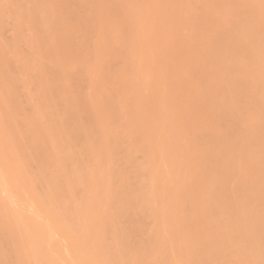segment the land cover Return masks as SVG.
I'll list each match as a JSON object with an SVG mask.
<instances>
[{
  "label": "bare ground",
  "instance_id": "obj_1",
  "mask_svg": "<svg viewBox=\"0 0 264 264\" xmlns=\"http://www.w3.org/2000/svg\"><path fill=\"white\" fill-rule=\"evenodd\" d=\"M16 1L17 2L15 3V5L18 4V10H16L17 8H15V5L11 6L12 8H14V11L16 13L19 12V14L17 13L16 15H14L15 12L13 11V19L17 16V24H22V22L24 24V22L26 21L24 27L25 25H28L27 23L30 24V27L33 26V28L25 27L28 29L29 34L25 31L27 29L24 28L23 30L25 33L28 34L27 36L30 35V29L31 31L33 30V35L31 33V35L29 36L30 38L26 37V34L23 33V36H25L27 39H30V41H28L27 39L25 40V38L24 41L21 34H19L23 32L19 30L21 27H23L22 25L19 24V26H21L19 28L16 24L17 26L15 29L18 28L17 33L20 31L18 33V36L22 37L21 39L25 42L24 44H26V42L28 43L26 45V48H28V52H33V56L29 57L30 54H28L27 57L29 58L26 59H28L29 61L32 60L30 63H33V65H35V61L37 60L38 64L36 65H39V68H36L35 65L36 69H34V66L31 65V68L33 66L31 70V68H29V63L28 65H25L27 63L21 60L24 57L19 59L20 57L18 56V50L19 46L21 45L20 42L22 41L20 37L18 40L16 30L14 33L15 36L12 35L13 38L10 37L12 38L11 41H7L9 45L12 44L13 47H15V45L17 46V42L19 41L18 48L15 47L17 48V50H15L18 54L16 53V51L12 53L13 47L10 46L12 49H9L8 44L3 42L4 40H1V56L5 54V51H7V54L9 56L14 55V53H16L17 55L10 57V59L8 58L9 56L6 57L7 55H5L4 57L0 56V67L4 66L3 68L1 67L2 71H5V69L7 71L9 69H7L6 66L10 67L12 66L11 63L14 62V64L12 63L14 65L13 67H16L17 69L20 68L19 66H21L22 68L25 67L26 69L29 68L26 70L29 75L28 73V76L26 74L24 75H26L28 78L30 77L27 80H31V82H35L37 80L39 87H37V82L32 83H34L35 85L37 84L36 87L38 88V90L36 88L37 92L35 94L38 100L36 101L37 104L41 102L38 105L42 106L41 108L39 106L38 108L40 109L36 110L32 107L37 105L34 104L36 101L30 99V104L35 101L33 103L34 105H31V108L35 109L34 112L38 114H35V117L33 118V115H31V117H25V119H23L24 116L23 114H21L23 116V118L21 119L19 115L20 113H22L20 111V109L22 110V107H20L21 104H18V101L16 99L15 100L17 102L14 101L16 105L13 104L14 102L11 103L10 101H6V99H14L12 97V92H16L13 91V89L17 83L14 84L12 83V81L17 79L19 80L20 77L21 79H25L26 77L20 73V75L24 76L23 78L19 75L20 77H13L15 79H10L9 81L8 78H11L13 75L11 73V70H9V72L7 71V73H11L12 75L10 74L11 76H9L7 74L8 77H5V79L2 78V81L1 77H3V74L1 72L0 80L2 82L0 81V84L5 82L4 80L7 79L10 83H12L10 85L13 86L14 84V86H11L10 88L8 81L7 83L5 82L6 84H8H5L7 88L4 86V83L3 85H0L5 87L4 89L3 87L0 88V122L1 124L3 123L2 125L0 124V131L2 133L3 131L5 132V134L3 133V135L0 132V134L2 135H0V137L2 138H0V142L3 141L2 144L0 143V150L3 151L0 152V158H3L1 161L2 163H0V175L2 174V176H4L2 178L3 180L0 178V197L2 198V202H0V240L6 244H10L11 248L13 246L12 249H14V253L9 248V246L7 250H11V257H14L13 255H16L17 253L18 256L16 255L15 257L17 264H33L34 260L36 263H38L39 260L40 264H43V262L44 264H48V262L49 264L50 262H52V264H56L57 262L59 264H66L64 263V261L66 262L67 258V261H70V264H74L75 261L76 264H97L96 262L98 261V259L102 261H99L98 264H150L151 261H155V258H157L156 261H160V263L155 262V264L182 263L181 261H179L181 258H183L181 259L182 261L185 259L183 263L186 262V264H205L207 260L208 262H213L212 264L216 262H219L220 264L222 262L223 264L225 263V259L223 258H231V256L229 255L232 254L230 253L228 255L227 252L230 248L232 249L233 247L238 248L240 250V253L244 252V247H246V251L244 252L245 254L243 253L241 255L240 253H238L239 250L236 249V251L235 248L230 250V252L232 253L233 251H235V256H233L235 257L234 259H236L239 254L240 256L237 258H240L242 256V259H240L242 262L238 261V259L234 260L233 262L232 259V264L237 263V261L240 262L239 264H264V245L262 246L259 242L262 240L261 242L262 244H264V233H262L261 238L258 237L259 231L264 230V227H260V225H264V0H112L113 2H111V0ZM7 3L8 2L5 3L3 2V0H0V22L3 21L2 15H4L3 17H5L6 13L3 14V12L5 11V8L3 7H5ZM111 3L115 4L113 5ZM12 10L13 9H11V11ZM118 11L123 13H120V15L122 14L125 16H122V20L125 19L123 20V22L125 21L123 24L121 22L119 23V21H121V16H118L120 18L116 17V20H114L115 15L117 16L119 14ZM19 18L20 20H24L22 22H19ZM7 19H9V17ZM14 23H16L15 20ZM5 24H7V21L5 22ZM11 27L14 26L11 25ZM80 27H83L81 31L80 29L78 30V28ZM0 29H2V25ZM77 30L82 33L85 32V34L87 35H85L86 38L89 35V37L87 38L88 42H86V48L84 47L85 42H74L79 40L77 38L82 34L76 32ZM75 34L78 36L74 39ZM16 40L18 41L16 42ZM13 43H15V45ZM71 44L74 45L72 46ZM81 45H84L83 47L84 49H86V52L83 51L84 49H82ZM28 46L31 47V49H29ZM76 46L79 48H77ZM21 47L20 49H22ZM1 49L4 51H2ZM116 52L121 53L116 54ZM113 53L117 56L118 54L123 56H118L116 59ZM5 58H8V62L11 61L12 58L15 60L18 59L16 61L20 63L15 65V63L17 62L12 60L8 64L4 61L6 60ZM33 58L35 61H33ZM113 58L116 59V61L119 58L121 60L120 62L123 63L122 65L124 66V68L121 65L120 67H122V69L117 67L119 69L116 70ZM122 58L125 60L123 61ZM1 59L3 62L1 61ZM26 59L25 61L29 62ZM1 62L4 64H2ZM44 62H46V66ZM5 63H7L8 65ZM23 64L24 66H22ZM110 64L114 66H111ZM109 65L110 67H114L115 71H119L118 73H116L115 76L114 71H111V74L108 72L111 69H109ZM22 68L18 70L26 73L24 71L25 68L23 69V71L21 70ZM77 68L82 69H80V73H77V71H79V69ZM72 71H74V74L76 72L77 75L73 76ZM30 73L34 76L33 78ZM4 74L6 75L5 72ZM111 75L114 76L113 78L116 77V81L111 82ZM109 76H111L110 79ZM31 78L34 80H32ZM108 79L110 80V83H114V86L111 84V87L113 86L115 88V86H118V92L119 89H121L120 93L116 92V95H114V93L111 94V91L114 89L113 87V89L110 90L111 93L109 92L108 89H111V87L108 88V86H110V84L108 83ZM18 80L16 82H18ZM27 80H24L25 85L23 84V80V82L21 80H19L18 82V84H22L25 86V90L26 87L29 85H27L26 83ZM84 82L87 83H85L86 86L85 84H83ZM117 82H119L118 85L115 84ZM59 85L62 86L63 90L62 88H60L61 86ZM73 85L75 86V88L76 86H81L84 92L80 91V87H78L79 91H77V89L75 90ZM89 85H91V87ZM120 85L121 87L119 88ZM83 86H85V88L87 89H83ZM72 87L74 90L72 89ZM89 87L90 89H92L90 90ZM57 88L63 91V93H61L60 90V93L63 94V96H61L63 97L62 101L61 99H59L62 103L57 100L60 96L58 95L60 93L58 92L59 90L57 91ZM4 90H6L7 94L9 92L11 97H9V94L5 95L8 98L3 96L5 94ZM88 90L91 91L90 95V92ZM1 91L3 94H1ZM75 92H77L78 94L82 93L81 96L79 94L80 98H76L78 94H76ZM30 93L31 94L25 93L26 95L24 94V96L32 98L31 95H35L32 94V92ZM111 95L115 97H112ZM25 98L27 97H24V99ZM26 101L28 102V105H30L29 101ZM57 101L59 102V104H61V106H59ZM8 102H10V104H8ZM11 104L16 107H18L17 104L19 105L20 109L19 107L17 109L13 106L16 109L15 111L18 110V112L16 113H19V116L17 114H12L14 112H11V109L13 108H10L12 106ZM227 106L230 107L228 108ZM59 107H61V109ZM84 107L86 108L85 110ZM88 107L90 108L89 110L90 112H92L91 114L93 115H88L91 118H88L87 116L88 123L83 122V124L82 121L80 123V119L77 118V116L79 117L80 115L83 116L84 114H86L88 112ZM231 108L233 109V111ZM7 109L8 111H10L8 112ZM82 109L86 112L84 113ZM227 110L229 111L227 112ZM80 112H83L84 114H81ZM2 114L7 116L4 117L3 115L2 117ZM11 114L15 115L17 119L18 117H20L19 120L21 121L25 120L26 122L22 121L23 125H28L27 121L33 123V125L36 124L35 127L38 126L36 128L38 132H36V130H32V132L25 130L22 128L23 126L21 125L22 129H20L22 131L24 130L25 132L27 131L26 133L23 132L24 134H21V130H19L20 126L17 130V125H14L15 116H11ZM8 116L9 119H7ZM26 118L30 121L26 120ZM31 118L33 119L32 122ZM84 118L85 117L83 116V119ZM17 119L16 121L18 125H20L19 123L21 122H18ZM223 119L225 120L223 121ZM76 120L77 122H79L80 126L79 124L76 125ZM257 120L258 122L256 123ZM219 121L221 122V124L219 125H223L224 128L219 127ZM223 122H227L228 125H224L225 123L222 124ZM44 123H46V125ZM70 123L72 125H70ZM5 124L6 126H4ZM67 124H69V126ZM27 125L26 127H28ZM66 126L71 127L69 129ZM72 126L74 127L72 128ZM225 126H227L228 129H225ZM30 127L34 128L32 124L30 125ZM65 127L66 129H69H67V131H69L70 133L68 132L67 134ZM221 128L222 130H224L225 134L224 132L223 134L219 133V131L221 132ZM6 129H10L8 133ZM11 130L14 132L16 131V133L12 132ZM227 130L230 131V136L233 130L234 132H236L237 135H234V133L231 137H229L227 136L228 134H226ZM10 131L11 134H14L10 135ZM33 131H35V133H33ZM30 132L33 134L31 135ZM206 132L210 134H206ZM203 134H206L205 137L207 135H210L209 140L212 137L211 141H209L207 138L203 139L205 137L202 138L203 140H205V142L201 141V137ZM240 134H243V136L247 134L245 137L246 139H240L243 138L240 136ZM77 135H79V141L81 135H84V137L82 136L81 139H86L85 142L77 141ZM133 135L134 137L136 135L137 139V141H135L133 138L134 143L136 142L135 144H138L136 145V148H134L135 152L138 146V149H140L144 154L148 156V158H146V156L144 155L145 158L143 159H148L145 162H150L148 163L150 165L145 163L146 165L144 164V168H139V163L137 162L138 165L136 167L133 166V168L135 167L137 170L144 169L143 172L149 169V172L147 173H150V179L148 178L150 182L148 181L149 183L146 182L147 184H145V182L143 181L145 185L140 184L139 186L137 185L138 187L133 186L135 190L133 187L130 188L132 186L131 184L130 186L127 185L128 183H130L127 182V180L126 184L122 182L124 186L127 185L129 187L128 190L132 189V191H134L132 193L130 191L129 193L132 195L128 193L129 196H127L128 194L126 192H122V189L125 187H123L121 183L119 185H122L121 188L118 186L119 183L116 184V182L118 181L121 182L123 178V176L121 177V175L124 174H119L120 171L122 172V169H120V171H118V168L116 169V167H118L116 165L119 164H116L118 160H115V156L113 155H116L114 150H121L118 144L120 143L123 146L122 143L124 142V140L127 138L128 140H132L131 137ZM225 135L228 137V139L227 137H223ZM11 136H14L13 138L18 136V140L17 138L13 139ZM72 138H76V141H74L75 139L73 140ZM5 139L6 141H4ZM13 140L14 145L12 143ZM16 140V145L19 142V146L22 148L20 149V147L18 146L19 152L16 151ZM185 141L187 142L185 143ZM76 142H79L81 144ZM130 142L134 144L133 141ZM130 142H127L126 144H130ZM182 142L187 144H184V146H186L185 149L183 148L184 146H182ZM200 142H203V144H201ZM206 142L208 144L211 143V145L205 146L206 144L204 143ZM7 144H9L8 147ZM76 144L78 147L76 146ZM83 144L84 146H82ZM80 146H82L83 150L80 149ZM14 147L15 149H12ZM24 149L27 153L23 152ZM138 149L136 153L140 152ZM185 150H187V153H189L185 154ZM133 151L134 150H132V152ZM15 152L17 154L19 153V156L21 158ZM81 152L85 154H82V156ZM122 153L124 152L122 151ZM9 154L11 155L10 159L8 156ZM15 154L17 156H15ZM32 154H34V156L37 155L38 157H33ZM76 154L81 155V157L79 158V156ZM128 154L127 156L131 158L132 154H130V151L128 152ZM23 155L25 156V158H23ZM124 155L122 157L128 160L129 158L127 156L124 157ZM77 156L79 159L82 160V164L87 161L88 164L85 162L87 166L85 164L81 166L80 163V166L82 168L80 166H78L79 168H77V165L79 164ZM141 156L143 157V155ZM32 157L34 159L38 158L39 160L35 159L34 161ZM82 157L84 159L87 158V160H83ZM115 158H119L118 155ZM168 158L171 162V164L169 162L170 167L167 164ZM4 159L6 160V164L3 163ZM21 159L23 160V162H19L21 161ZM30 159H32L34 162H41L40 166H42L43 169L40 172H43V170L44 172H46V170L50 169L49 172L51 173L52 171L51 175H59V172L63 178L57 179L55 178V176H53L52 179L51 175L48 172H46L47 174L43 172V175L45 174V176H43L41 173V176L37 175V177H34L37 173L36 172L35 175L33 174L34 178H32V175L31 177L26 175L27 171H29L30 169L27 168L30 166ZM125 159H122V161L124 162ZM7 160L10 162V167H8L9 162ZM16 161L17 163H15ZM115 161L116 163H114ZM13 162L15 163L13 164L15 165L14 167L12 165ZM134 162H136V160ZM20 163L22 168L20 167ZM22 163H24V165ZM1 164H3L4 166ZM67 164V168L70 164L71 168L69 167V170L65 167ZM163 164H167L168 168H166L167 166ZM132 165L133 164H131V166ZM83 166H85V168H83ZM148 166L149 168H147ZM15 167L16 170L14 169ZM25 168H27L28 170H26ZM86 168L87 170H85ZM22 169H25L26 171ZM78 169H83V172L79 171ZM136 169L135 171H137ZM168 169L171 173L168 172ZM140 170L138 171L140 172ZM232 171L234 172L233 174L237 173L238 176L239 173L241 174V176H239L241 177V180L239 179L238 182L242 185L241 187V185L239 184V189L242 188L243 190H238V188H235V186L233 187V185L237 182V180L235 179L238 176L233 179L234 184L232 185L233 180L231 179L233 174H230V172ZM29 172L27 174H29ZM63 172H65V175L63 174ZM123 172L125 173V171ZM126 172L128 171L126 170ZM133 172L134 171L132 170V173ZM19 173L23 174L24 176H21V174ZM226 174L232 175L230 177L231 179L228 176V180L226 178ZM9 175H12L11 177L13 181L10 180L11 177ZM18 175H20L21 177H19ZM46 175H48V177L50 178H48ZM42 176L46 177L47 179H50V181H48V188L46 186L47 179L42 180L41 182L45 185H42L43 191L47 188V190L44 191L46 192V199H48V202L47 204H45V206L48 207L49 203L50 209L46 208L45 206L42 207V205L44 204H39L42 203L41 201L45 200H43L45 195L44 192L42 199L41 197L37 196L38 200L35 197L36 191L32 192V190L35 189L34 186L39 185L40 183L35 185L30 182V179L32 178V182L34 183L37 180L38 182H40L39 177L43 178ZM119 176L121 177V180L119 179ZM60 177L61 176H59V178ZM17 178L23 179L19 180ZM36 178L39 179L36 180ZM25 179L29 180H26L28 181L27 183H31L30 185L33 184L34 186L27 185ZM206 179L207 184L205 183ZM1 180L3 182L5 181V186L2 185L3 187L1 186V184H3ZM124 180L125 179H123V181ZM230 180L231 184H229ZM22 182L23 184H21ZM24 182L26 183V185L24 184ZM81 184L83 185L82 188L85 189V191L83 190L84 193L88 191L86 192V194L88 195L83 193L82 195L84 196H82L83 198L81 197V202H79L80 198L77 199V202L80 203V205L76 202L75 195L78 194H75V191L81 188L79 187L81 186ZM85 184L86 186L88 185L89 190H87V187H84ZM195 185L199 186L197 187L198 190H196ZM235 185L237 186L238 184ZM19 186L21 187V189ZM29 186L30 188H28ZM17 187L19 188L17 189ZM31 187L33 188L32 190H30ZM65 187H67L70 191L73 190L70 193L71 196L69 195V192H67L68 195L64 196V192L62 191L63 188L64 191H68V189H65ZM150 187L153 188L152 191L160 195H156L154 192L153 194L158 197H154L153 194L151 195L152 191ZM194 187L197 193L195 192ZM201 187L202 190L204 189L203 192L205 191V194L203 193L202 196L199 195L200 193H198H202V190L199 189ZM155 188H157V190ZM10 189H17L18 191L16 190V193L20 192V195H18L19 197L17 196L15 191H11ZM120 189L121 191H119ZM29 191L30 193H28ZM89 191L91 193H89ZM147 191L151 193L149 194ZM10 192H14V194L16 195H14L13 193L11 195ZM219 192H226L225 195L229 193L228 197H230L231 200L230 198H227V200H225L226 198ZM219 194L220 197L225 198V201L222 200L223 198L219 197ZM5 195L8 197L9 195H11L10 201L14 199L13 204L10 203L9 198ZM62 195L64 198L62 197ZM14 196H17L22 200H18V198H14ZM25 196L26 199L28 198L26 201L24 200ZM162 197L164 198L161 202L160 198ZM146 198L149 199L151 202V205L149 206L150 202L148 201L149 203L147 207L150 208H145L146 210H151V207H154L153 209H156V211L160 209L157 212L158 214L156 213L158 216L156 217V215H154L156 223L158 220V223H155L156 227H153L154 233H152V236L154 234V245L151 244V242L153 241L151 240V238L153 237L150 235L151 238L147 240V242L149 241L147 245H151L147 246L146 242L145 244H143L145 240H141L142 242L140 241L141 245L139 246L143 245V247H138L137 242L135 243V246L137 247H135L133 246L134 244L132 242L133 248H139L137 251H135L136 249L132 251L133 249L129 250L127 245V242H130L131 240H129L130 236L127 235L126 237V235L124 236V233L122 236H119L121 235L120 233L123 231H120L118 230V228H115V225L117 227L118 225L121 226L120 222L117 224L118 219L119 221H121V218H119L118 216H120V214L123 217L126 216L129 212L128 209H131V212L129 213L135 216L134 212L132 213L133 210L137 212L139 208L145 207V205H142L144 203L140 202L138 199H142L141 201H144V199L146 200ZM131 200L135 202H137L138 200V202L137 204L134 202L132 203ZM3 201L6 204H4ZM15 201L17 202V204ZM26 202H31L29 204L30 207L29 205H27ZM130 202L132 203V206L136 209L133 208L132 210V208H130L132 207L130 205ZM44 203L46 202L44 201ZM164 203L167 204L164 205ZM133 204H136L138 207H135L136 205L134 206ZM140 204L141 206H139ZM12 205H14V207ZM39 206L42 207L41 211H39ZM22 207L23 209H21ZM24 207L27 210H25ZM142 208L141 210H143ZM232 208L234 212L230 211L232 210ZM10 209L12 210V214L17 211L15 215L11 214V211H9ZM19 209H21V212ZM28 209L31 212H29ZM30 209H33V211ZM47 209H49L52 214L54 213L53 216L55 219H53V221L55 220V224H53V217L51 216L49 210L47 212ZM153 209L151 210V212H153ZM161 209L163 211H161ZM227 210H229V213H233L234 216L227 214ZM32 212L34 213L32 214ZM154 212L153 214H155ZM159 212L161 214H159ZM41 213L43 217H40L42 216ZM16 214L18 217H16ZM24 214L25 217H22L21 215ZM225 214L230 216L229 219H231V216H233L232 220H228L227 216L225 218ZM28 215H30L29 218ZM47 215H49V217ZM39 217L40 219L42 218V220L44 219L48 221H41ZM84 217H86L85 219L89 222L84 221ZM128 217H125L127 222L130 220V217L129 219ZM30 218L35 219V223L37 222L40 225H35V223L32 222ZM48 218L51 219L50 224ZM131 218L134 217L131 216ZM261 218L263 219V225L261 224ZM19 219L22 220L18 221ZM29 219L31 221H29ZM79 219L81 220V222L79 221ZM138 219L140 218L138 217ZM225 219L228 222H226ZM38 220H40V222ZM132 221H137V219H132ZM43 222L46 223L45 226ZM85 222L86 224L88 223L87 225L90 226V229H88L89 227L86 226ZM81 223H83V225ZM51 224L53 225L50 226ZM84 224L87 228H85ZM127 224L125 225L127 226ZM137 224L134 225L133 223L131 226H136L135 229L136 232H139L137 233L138 235L141 233V228L140 226L138 227L139 224ZM46 225L49 226V229ZM68 225L71 226L68 227ZM129 226L130 225H128V227ZM244 226L250 231L246 230ZM36 227L37 229H35ZM133 227L130 229L131 231L125 232H127V234L129 232L134 233V231H132V229H134ZM46 228L48 230V235L46 234ZM74 228L76 229L75 231L72 230ZM151 228L152 227H150V229ZM242 228L244 229V231H248V233H245ZM43 229L45 234L42 233ZM115 229H117L118 232H116ZM58 230L60 233L58 232ZM69 230H71L73 233H70L71 231ZM107 230L114 231L113 233H116L115 235L113 234V236L117 237H115L116 241H113L115 244L111 243L112 245H114V248L117 247V251L115 252L108 251V249H110L109 245V248L103 246L104 241H106H103V236L106 234L110 235V233L112 234V232L109 233V231ZM180 230H184L183 232L188 233L186 234L187 236L185 235V242L189 239V244H187V248L183 246L184 248L178 250L181 252H185H183L184 254L179 253V255H182L183 257L176 259V255L172 259L171 256L177 250H171V248H174L171 247V245L175 244V242L174 244H172L173 240L171 239L176 238L175 235H178V232L179 234L181 233L180 236L178 235L179 237L183 236ZM49 232L52 234L54 232L55 236L54 234L52 235ZM74 232L76 234L80 233L81 237L79 235L78 236L80 238L77 237ZM56 233H58L59 235ZM88 233H90V236L88 235ZM117 233L119 234L117 235ZM174 233L176 234L174 235ZM71 234L72 237H70ZM74 234L77 239H72ZM85 234H87L88 238H86L87 236ZM44 235H47L48 237L49 235L51 237H56L54 238V240L57 239L59 245H56L57 241L52 244L54 240L50 239L51 237H49L51 241L50 244H48V241H46L48 240L47 236L44 237ZM63 235L65 240L63 239ZM188 235L190 238L188 237ZM207 235L208 237L205 239H209L206 241L204 237H206ZM41 236L44 240L41 238ZM66 237H69V239L71 240H66ZM166 237H169L167 239H170L167 242L170 244V246L168 245L169 248L167 247L169 250L166 247L164 248L165 242L163 241H167ZM27 238H29V240H27ZM146 238L147 237H145V239ZM20 240L22 241L21 244ZM76 240L78 242L82 241L83 243L79 242L80 245L78 246V242ZM136 240L137 239H135V241ZM38 241L42 243H39ZM44 241H46L47 243ZM64 241L68 243H65ZM43 242L44 245H42ZM75 242H77V245L75 244ZM176 242H178V240ZM4 243H1L2 246L0 244V264H8L7 262L10 260V256L8 258V261L6 259L9 254L7 252L9 251L6 252L5 247L7 246H5ZM24 243L28 245L25 246ZM230 243H232V246ZM40 244L42 245V247ZM67 244L69 245L67 246ZM177 244H180V241ZM242 244H244L245 246ZM46 245H48L49 247L51 245H56L58 249H54V251H58L59 249L60 250L54 253V247L51 246V248L49 249V247H46ZM75 245L78 247H76ZM100 245L103 246V249H101L102 246L99 247ZM62 246L65 248H63ZM80 246L83 247H81L80 249ZM237 246H242L243 249ZM43 247L45 250L42 249ZM148 247H151L153 250L148 249ZM66 248L68 250H70L71 248L72 250L68 251ZM177 248H179V246L176 245V249ZM28 249L31 252H37V255L35 256V253L33 252L34 254L32 257ZM51 249L53 252V256L51 255V252H49V250ZM226 249L227 252L225 251ZM22 250H24L25 253ZM64 250L66 252V255L65 253L63 254ZM167 250H171L170 253ZM20 251H22L23 253ZM71 251L73 252L72 254H70ZM138 251L139 253H137ZM223 251H225L227 255L223 253ZM43 252L44 254L46 253V256L42 254ZM67 252L69 254H67ZM85 252L86 254L84 255ZM89 252H91L93 255ZM189 252H191V255L189 256L190 258H187ZM193 252L195 253V255L192 254ZM4 253L7 256L4 255ZM236 253L238 254L237 256ZM81 254L83 255L81 256ZM89 254H91V257ZM152 254L154 256L151 259ZM186 254L187 256L185 257ZM54 255L57 256L58 260ZM69 255L71 256V258L63 257ZM156 255L159 257V259ZM4 256L6 262L4 261ZM20 256L21 259H19ZM34 256L37 258H35ZM43 257H47V263L45 262V259ZM30 258H33V261ZM149 258L151 259V261ZM15 259L13 258V260ZM18 259L19 261L25 260L27 263H25V261H21L20 263H18ZM221 259H223L224 262ZM72 260H74V262ZM87 260L88 262L89 260L94 262L87 263ZM147 260H149L150 262H147ZM80 261L82 262L80 263ZM152 262L151 264H154ZM228 262H230V259ZM9 264H11V262H9Z\"/></svg>",
  "mask_w": 264,
  "mask_h": 264
},
{
  "label": "rangeland",
  "instance_id": "obj_2",
  "mask_svg": "<svg viewBox=\"0 0 264 264\" xmlns=\"http://www.w3.org/2000/svg\"><path fill=\"white\" fill-rule=\"evenodd\" d=\"M109 1H110V0H109ZM113 1H114V0H113ZM113 1L111 0V2H113ZM3 2H5V3L8 2V3L6 4V5H7V8H6V5L3 4V5H5V7H3V8H5V11H8V12H5V11L3 10V11H4L3 14H5V13H6V14L9 13V14H7V15L5 14V17H3L4 15H2V18H3L2 20H3V21L6 20V21H7V24H5L6 21H5V22H3V21L0 22L1 25H2V29H0L1 32H2V33L0 32V35H1V36H0V41H1V40H2V41L4 40L3 42H5V43L8 44L9 49H12V48L10 47V46H12V44L9 45L8 41H11V39L13 38L12 35L15 36V34H14V33H15V30H16V33H17L18 28L15 29L16 26L18 25L17 27L20 28L21 26H19V24L22 25V26H23V27H21L22 29L20 28L19 30L23 31L25 27H28V28H29V27H30V26H29L30 24L27 23L28 25H27V26L25 25V27H24V24H26V23H25L26 21L24 22V24H23V22H22L24 19H23V20H20V18H19V22L21 21L22 24H21V23L17 24V21H16V20H17V19H16L17 16H16V18L13 19L14 15H16L17 13L19 14V12L16 13V12L14 11V8H12V6H11V5H15V3L17 2L16 0H9V1H4V0H3ZM10 2H11V3H10ZM13 2H14V3H13ZM111 4L114 5L115 3H111ZM17 5H18V4H17ZM17 5H15L16 7L14 6L15 8H17L16 10H18V6H17ZM8 6H9V7H8ZM10 6H11V8H10ZM8 8H10V9H8ZM11 9H13V10L11 11ZM13 11L15 12L14 15H13ZM198 11H199V10H198ZM118 12H119V14H118L117 16L115 15L114 20H116V17H117V18H120V17H118V16H121V18H120L121 21H119V20H117V21H119V23L121 22V23L123 24V23L125 22V21L123 22V20H125V19L122 20V16H124V15H122V14H123L122 12H120V11H118ZM1 13H2V12H1ZM120 13H122V14L120 15ZM0 15H1V14H0ZM12 15H13V16H12ZM6 16H7V17H6ZM8 17H9V19H7ZM18 17H19V16H18ZM124 17H125V16H124ZM0 18H1V17H0ZM11 18H12L13 20H12ZM8 20H9V21H8ZM14 20H15L16 23H14ZM0 21H1V20H0ZM9 23H12V24H9ZM3 24H5V25H3ZM16 24H17V25H16ZM1 25H0V27H1ZM11 25L14 26V27H11ZM6 26H8V27H6ZM81 26H82V25H81ZM4 28H5V29H4ZM7 28H8V29H7ZM30 28H33V26H31ZM82 28H83V27H82ZM82 28L80 27V28H78V30L80 29V31H81ZM3 29H4L5 31H4ZM25 29H27V28H25ZM84 29H86V28H84ZM78 30H77L76 32H78V33H82V32H80V31H78ZM88 30H89V29H88ZM25 31L28 33V29L25 30ZM32 31H33V30H32ZM32 31H31V29H30V35H31ZM82 31H83V30H82ZM84 31H85V30H84ZM19 32H20V31H19ZM19 32H18V33H19ZM18 33H17L18 40H19V37H20V36H18L19 34H21V36L23 37V40H24V38H25V40H26V39H27L26 37H29V36H30V35L27 36L29 33L27 34V33H25L24 31L21 32V33H19V34H18ZM23 33L26 34V37L23 36ZM78 33H77V34H78ZM87 33H88V32H87ZM10 34H11V35H10ZM25 34H24V35H25ZM5 35H6V37H5ZM32 35H33V33H32ZM85 35H86V34H85V32H84V33H82V34L80 35L81 37L78 36V35H76V34H75V37H74V39H75V38H77V36H78L77 39H79V40L74 41V42H78V41H79V42L81 41V43H84V42H85V43H84L85 46H84V45H81L82 49H84V47L86 48V44H87L86 42H88L87 38L89 37V35H88L87 38H86L87 35H86V36H85ZM2 36H3V37H2ZM84 36H85V37H84ZM10 37H12V38H10ZM22 37H20V39H21ZM31 37H32V36H31ZM82 37H84V38H82ZM29 38H30V37H29ZM5 39H6V40H5ZM7 40H8V41H7ZM18 40H16V42H17ZM23 40L21 39V41H22L23 43L20 42L21 45L19 46V50H18V53L21 54V55H19V54L17 53V51H16L17 48H18V45H19V43H18L19 41L17 42V44H18L17 46L15 45L16 42L13 43V44L15 45V47H17V48H15V47L12 46V47H13L12 53H13L14 51H16V53H17L18 56L20 57V58H19V57L17 56L19 59H21V58H23V57L26 59V58H29V57H32V56H33V52H28V50H27L28 48H26V47H27L26 45H27L28 43L26 42V44H24V43H25V42H24L25 40H24V41H23ZM27 40L30 41V39H27ZM12 41H15V40H12ZM82 41H83V42H82ZM0 43H1V42H0ZM10 43H11V42H10ZM72 43H73V42H72ZM7 44H6V45H7ZM75 44H76V43H75ZM24 45H25V46H24ZM29 45H30V44H29ZM71 45H72V44H71ZM71 45H70V49H71ZM73 45H74V44H73ZM73 45H72V46H73ZM21 46H22V47H21ZM78 46H80V45H78ZM83 46H84V47H83ZM1 47H3V46H1ZM20 47H21L22 49H20ZM28 47H29V46H28ZM76 47H77V46H76ZM6 48H8V47H6ZM77 48H79V47H77ZM2 49H3V48H2ZM2 49H1V50H2ZM15 49H16V50H15ZM29 49H31V47H29ZM6 50H7V49H6ZM2 51H4V50H2ZM19 51H20V52H19ZM23 51H24V52H23ZM29 51H30V50H29ZM81 51H82V50H81ZM83 51L86 52V49H84ZM22 52H23V53H22ZM4 53H5L4 55L1 53L3 56H1V55H0V56H1V57H4L5 55H7L6 57L9 56V55L7 54V51H5ZM8 53H9V51H8ZM16 53H14V55H17ZM24 53H25V54H24ZM26 53H27V54H26ZM31 53H32V55H31ZM117 53H121V52H116V54H117ZM10 54H11V53H10ZM22 54H23V55H22ZM28 54H30L29 57H27ZM113 54H114V53H113ZM116 54H114V56H115L116 59H117L118 56H119V57H120V56H123V55H120V54H118V56H117ZM14 55H12V56H14ZM12 56H9L8 58L10 59V57H12ZM114 56H112V57H114ZM1 57H0V58H1ZM8 58H7V59L5 58L7 61L4 60V61L7 62L8 64H9V62H11L12 60L15 61V62H17V63H15V65H17L18 63H20V62L16 61V60H18V59H16V60L13 59V58H16V57H13L12 60L9 61V62H8ZM24 58H23V59H24ZM34 58H35V57H34ZM34 58H33V61H35ZM2 59H3V58H2ZM2 59H1V61H2ZM23 59H21V60L24 61L25 63H27V64H25V65H28V63H29V66H30L29 68H31V65H33V63L31 64L30 62H31L32 60L29 61L28 59H26V60L29 61V62H26L25 59H24V60H23ZM30 59H31V58H30ZM113 59H114V58H113ZM113 59H112V64H113ZM116 59H114V65H115V67H116L115 69H116V70H118L119 68L122 69V67H120V66H121L123 63L120 62L121 60H120L119 58H118L117 61H116ZM122 59H123V58H122ZM21 60H19V61H21ZM124 60H125V59H123V61H124ZM46 61H47V59H46ZM2 62H3V61H2ZM2 62H1V63H2ZM36 62H37V60L35 61V65L38 64V62H37V63H36ZM7 63H5V64H7ZM12 63L14 64V62H12ZM12 63H11L12 66H10V67L6 66L7 69L11 70V73L13 74V75H12V74L10 73V74L12 75V77H11V78H10V77L8 78L9 81H10V79H11V80H12V79H15V78H13V77H16V76L20 77V76H22V75H24V74L27 75L28 72H26V70L29 69V68L26 69V68L24 67V68H25L24 71L26 72V73H24V72H21L20 70H18V69L22 68L21 66H19L20 68L17 69L16 67H13L14 65H13ZM45 63H46V62H44V64H45ZM47 63H48V61H47ZM2 64H4V63H2ZM8 64H7V65H8ZM112 64H110V65H111V66H114V65H112ZM117 64H118V65H117ZM19 65H20V64H19ZM35 65H33V66H34V69H36V68L39 66V65H36V68H35ZM46 65H47V64H45V66H46ZM110 65H109V69L111 68L112 70L110 69L108 72L110 73L111 71H114V73H115L114 76H115L116 73H118L119 71H118V72L115 71L114 67H110ZM124 65H125V62H124ZM22 66H24V64H23ZM33 66H32V68H33ZM122 66H123V65H122ZM1 67H2V66H1ZM1 67H0V75H1V72H2L3 77H1V80L3 81L2 78L5 79V77H8V75H9V76H11V75H10L9 73H7V71L9 72V70L6 71V69H5V71H4V70L2 71ZM3 67H4V66H3ZM3 67H2V68H3ZM6 67H5V68H6ZM11 67L13 68V70H12ZM17 67H18V66H17ZM26 67H27V66H26ZM79 67H80V66H79ZM117 67H119V68H117ZM24 68H22L21 70L23 71ZM32 68H31V70H32ZM38 68H39V67H38ZM123 68H124V66H123ZM16 69H17V70H16ZM34 69H33V70H34ZM77 69H79V71L76 70L77 73H78V72L80 73L81 70H82L81 68H77ZM80 69H81V70H80ZM121 69H120V70H121ZM15 70H16V71H15ZM28 71H29V70H28ZM4 72L6 73V75H7V74H8V75L6 76V75L4 74ZM13 72H14V73H13ZM72 72H73V73H72ZM72 72H71V73H72L73 76L77 75L76 72H75V74H74V71H72ZM15 73H16V74H15ZM20 73H21L22 75H20ZM110 74H111V73H110ZM4 75H5V76H4ZM19 75H20V76H19ZM26 75H24V76L26 77L25 79L27 80V79L30 78V77H29V78L27 77V76L29 75V73H28L27 76H26ZM30 75H31V73H30ZM112 75H113V74H112ZM112 75H111V76H112ZM24 76H22V78H23ZM31 76H32V78L34 77L33 75H31ZM111 76H109V79H110ZM114 76H112V78H113ZM32 78H31V79H32ZM112 78L110 79L111 82L116 81V79H115L116 77L113 78L114 80H113ZM25 79H24V78L21 79V77H20L19 80H21V81L23 80V81H24ZM109 79H108V80H109ZM1 80H0V81H1ZM17 80H18V79H17ZM17 80H13V81H12V83H14V84L17 83V84L15 85L14 89H13V91H16V92H12V91H11V92L13 93V94H12V93H11V94H12V97H13L14 99H12V98H11V100H10V99H6V98H8V97L5 96V95L7 94V93H6V90H4L5 92L3 91V92L5 93L3 96L6 97V98H5L6 101H10L11 103H13L14 101H15V102L18 101L17 103H18V104H19V103L21 104L20 107H22V110L20 109L19 105L17 104V106L19 107L20 111L22 112V113H20V114H19V113H16V112H18V110L15 111L16 109H15L14 107H16V106L13 105V104L16 105L15 102H14L13 104H11L12 106L10 105L11 107L8 106V107H10V108H12V107L14 106V107L12 108L14 111L11 109V112H14V113H12V114H15V115H16V114H17V115L19 114L20 117H21V119L23 118V116H24L23 119H25V117L28 118L29 116L31 117V115H33V116H32V118H33V117H35V116H34L35 114H36V115L38 114V113L34 112L35 109H36V110H39V109L42 107V106L38 105V104H40L41 102L37 104V101H36V100H38V98L36 97V94H35V93L37 92V90H38L37 87H39V84H38V82H37L36 79H35V80H36L35 82H34V81H32V82H34V83L37 82V84H38L37 87H36L37 84L35 85L34 83L31 82V80H30V81L27 80L26 83H27V85H28V84H29V85L26 87V90H25V88H24V87H25V86H24V85H25V81H24V83H23L24 85H22V84H18L19 80H18V82H16ZM32 80H34V79H32ZM108 80H107V81H108ZM110 80H109V82H108V83L110 84V86H108V88H110V87H111V84H112V83H110ZM112 80H113V81H112ZM2 81H1V82H2ZM4 81L7 83L8 80L6 79V80H4ZM9 81H8L9 85L12 84V83H10ZM23 81H22V82H23ZM28 81H29V82H28ZM5 82H3V83H4V86H5V84H6ZM3 83L0 84V85H3ZM20 83H21V82H20ZM85 83H86V82H84L83 84H85ZM108 83H107V84H108ZM118 83H119V82H117V83H115V84L118 85ZM14 84H13V86H14ZM86 84H87V83H86ZM86 84H85V86H86ZM6 85H8V84H6ZM20 85H22V86H20ZM112 85L114 86V83H113ZM11 86H12V85H10V88H11ZM13 86H12V87H13ZM57 86H58V85H57ZM59 86H61V85H59ZM85 86H83V89H87V88H88V85H87V88H85ZM89 86L91 87V85H89ZM113 86H112V87H113ZM1 87H3V86H0V88H1ZM5 87L7 88V86H5ZM5 87H3V89H4ZM8 87H9V86H8ZM28 87H29V89H28ZM73 87H74L75 90L77 89V91H79V90H78V87L81 88V86H76V88H75L74 85H73ZM73 87H72V89H73ZM90 87H89V89H90ZM112 87H111V89H108L109 92H110V90H112V89L114 88V87H113V88H112ZM117 87H118V86H117ZM117 87L115 86V88L113 89L114 92H113V90H112V91H111L112 93H111V92H110V93H111V94L114 93V95H116L115 93L118 92V91H117ZM120 87H121V85L119 86V88H120ZM22 88H24V89H22ZM30 88H31V89H30ZM36 88H37V90H36ZM58 88H59V87H58ZM58 88H57V91L59 90ZM60 88H62V86H61ZM80 88H79V89H80ZM183 88H184V87H183ZM74 89H73V90H74ZM91 89H92V88H91ZM91 89H90V90H91ZM115 89H116V91H115ZM1 90H2V89H1ZM17 90H18V91H17ZM35 90H36V91H35ZM60 90H61V89H60ZM60 90L58 91L59 93H60ZM62 90H63V88H62ZM62 90H61V93H63ZM120 90H121V89H119V92H118V93H120ZM185 90H186V89H185ZM27 91H28L29 94H31L30 92H32V94H35V95H31L32 98L34 97L33 99L30 98V97L28 98V96H24L25 93L28 94ZM80 91L84 92V91L82 90V88L80 89ZM85 91H86V90H85ZM88 91H89V90H88ZM7 92H8V91H7ZM20 92H21V93H20ZM89 92H90V93H89V95H90V94H91V91H89ZM61 93L58 94V95H60V96H59V98H58L57 100L61 99V101H62V98H63V97H61V96H63V94H61ZM75 93L78 94L77 92H75ZM86 93H88V92H86ZM1 94H3L2 91H1ZM8 94L10 95L9 92H8ZM8 94H7V95H8ZM22 94H23V95H22ZM26 94H25V95H26ZM79 94H80V96H81L82 93H79ZM79 94L77 95L78 97L75 95L76 98H80ZM1 96H2V95H1ZM84 96H85V95H84ZM86 96H87V95H86ZM111 96H112V95H111ZM9 97H11V95H10ZM15 97H17V98H15ZM24 97H27V98L24 99ZM35 97H36V99H35ZM57 97H58V96H57ZM57 97H56V98H57ZM60 97H61V98H60ZM112 97H115V96H112ZM1 98H3V97H1ZM15 99H16L17 101H16ZM19 99H21L22 101L19 100ZM30 99L36 101V102L33 101V103L35 102L34 104H35V105L37 104V105H36V106H32V107L35 108V109L31 108V105H34V104H33V103L30 104V101H29ZM74 99H75V98H74ZM244 99H246V98H244ZM12 100H13V101H12ZM26 100L29 101V104H30V105H28V102H27ZM76 100H78V99H76ZM247 101H249V100H247ZM247 101H244V102H247ZM10 102H8V104H10ZM23 102H24V103H23ZM38 102H39V101H38ZM57 102H58V101H57ZM59 102H60V100H59ZM59 102H58V104H59ZM25 103H26V104H25ZM60 103H62V102H60ZM8 104H7V105H8ZM41 105H42V104H41ZM25 106H26V107H25ZM39 106H40V108H38ZM59 106H61V104H59ZM18 107H16V108L18 109ZM36 107H37V108H36ZM223 107H224V106H223ZM227 107H228V106H227ZM229 107H230V106H229ZM229 107H228V108H229ZM10 108H9V109H10ZM23 108H24V110H26V109H27V110L24 111ZM59 108L61 109V107H59ZM86 108H87V106H86ZM86 108L84 107V110H85ZM31 109H33V110H31ZM89 109H90V108L88 107V110H87L88 112H87L86 114H84L86 111H84L83 109H82V110H83L84 113H83V112H80L81 114H82V113L84 114V115H83V116L85 117L84 119H83V116H81V115H80V116L82 117V119H81L80 116H79V117L77 116V118L80 119V123H81V121H82V123H83V122L88 123V121H87V120H88V119H87V116H88L89 114L92 113V112H90ZM231 109H232V108H231ZM231 109H230V110H231ZM225 110H226V108H225ZM2 111H3V110H2ZM7 111H8V109H7ZM9 111H10V110H9ZM9 111H8V112H9ZM20 111H19V112H20ZM32 111L34 112V114H33ZM91 111H92V110H91ZM228 111H229V110H227V112H228ZM232 111H233V109H232ZM3 112H4V111H3ZM8 112H7V113H8ZM25 112H26V115H25ZM30 112H31V113H30ZM4 114H5V113H4ZM4 114H2V117H3ZM12 114H11V116H15V115H12ZM21 114H23V116H22ZM0 115H1V114H0ZM8 115H9V114H8ZM19 115H18V116H19ZM27 115H28V116H27ZM91 115H93V114H91ZM6 116H7V115H6ZM6 116L4 115V117H6ZM15 117H16V116H15ZM15 117H14V119H15V121H16L17 117H16V118H15ZM20 117H18V119H17L18 122H21V123H19L20 125H18L17 121H16V124H15V121H14V125H15V126L17 125V126H16V127H17V130H18V127H19V126H20V127H19V130H21L22 128L25 129V130L31 131V132H32V130H36V128L38 127V126L35 127L36 124L33 125V123H30V122L27 121L28 125H27V124H26V125H27L28 127H26L25 124H24V125L22 124L23 122H26V121H25V120H24V121L22 120V121H23V122H22L21 120H19ZM10 118H11V117H10ZM12 118H13V117H12ZM27 118H26V120H29V119H27ZM32 118H31V122H32V120H33ZM88 118H91V117L88 116ZM7 119H9V116H8ZM224 120H225V119H223V121H224ZM0 121H1V120H0ZM12 121H13V120H12ZM29 121H30V120H29ZM221 121H222V120H221ZM76 122H77V120H76ZM76 122H75V123H76ZM219 122H220V121H219ZM257 122H258V120L256 121V123H257ZM5 123H6V122H5ZM224 123H225V122H223L222 124H224ZM228 123H229V122H228ZM259 123H260V122H259ZM259 123H258V124H259ZM0 124H1V122H0ZM2 124H3V123H2ZM2 124H1V125H2ZM31 124H32V126H34V128H33V127H30ZM44 124L46 125V123H44ZM78 124H79V122H77L76 125H78ZM83 124H84V123H83ZM219 124H221V122L218 123V125H219ZM226 124H227V122H226L224 125H226ZM254 124H255V123H254ZM8 125H9V123H8ZM8 125H7V126H8ZM21 125L23 126L22 128H21ZM67 125L69 126V124H67ZM70 125H72V124L70 123ZM73 125H74V122H73ZM76 125H75V126H76ZM227 125H228V124H227ZM4 126H6V124H5ZM11 126H13V125H11ZM24 126H25L26 128H25ZM68 126H66V127H68ZM79 126H80V124H79ZM83 126H84V125H83ZM85 126H86V125H85ZM257 126H258V125H257ZM260 126H262V125H260ZM2 127H3V126H2ZM66 127H65V129H66ZM70 127H71V126H70ZM70 127H68V128L70 129ZM73 127H74V126H72V128H73ZM219 127H223V128H224L223 125H222V126L219 125ZM219 127H217V128H219ZM258 127H259V126H258ZM8 128H10V127H8ZM20 128H21V129H20ZM27 128H28V129H27ZM32 128H33V129H32ZM68 128H67V129H68ZM82 128H83V127H82ZM14 129H15V128H14ZM67 129H66V132H67V134H68L69 131H67ZM69 129H68V130H69ZM225 129H228L227 126H225ZM6 130H7V133H8V131H9L10 129H6ZM12 130H13V128H12ZM12 130H11V131H12ZM15 130H16V129H15ZM229 130H230V129H229ZM2 131H3V130H2ZM11 131H10V135H13L14 133H16V131H15V132L12 131V132H14V133L11 134ZM218 131H219V130H218ZM227 131H228V130H227ZM227 131H226V134H228L227 136H229V137H231L232 134H234V133H235L234 135H237L236 132H234V130H233V132L231 131V132H232L231 136H230V131H228V133H227ZM0 132H1V131H0ZM18 132H19V131H18ZM23 132H25V131H24V130H23V131H22V130L20 131L21 134H22ZM26 132H27V131H26ZM26 132H25V133H26ZM31 132H30L31 135H32L33 133H35V131H33V133H31ZM36 132H38V130H36ZM223 132H224V130H222V128H221V132L219 131V133H222V134H223ZM1 133H2V132H1ZM3 133L5 134L4 131H3ZM3 133H2V135H3ZM69 133H70V132H69ZM17 134H18V133H17ZM23 134H24V133H23ZM206 134H210V133H207V132H206ZM206 134H205V135H206ZM222 134H221V135H222ZM224 134H225V132H224ZM0 135H1V134H0ZM2 135H1V136H2ZM203 135H204V134H203ZM203 135H202L201 139H202L203 137H205V135H204V136H203ZM246 135H247V134H246ZM246 135L243 136V134H242V135L240 134V136L243 137V138H240V136H239V138H240V139H246V138H245ZM6 136H7V135H6ZM18 136H19V135H18ZM18 136H17V137H18ZM34 136H35V134H34ZM77 136H78V137H77V138H78L77 141H79V135H77ZM82 136L84 137V135H81V137H80V141H81V142H85L86 139H85V140H84V139H81ZM207 136H209V137H207ZM207 136H206L205 138H203V139H206V138H207V139L209 140L210 135H207ZM227 136L225 135V136H223V137H227ZM11 137H12V136H11ZM13 137H14V136H13ZM13 137H12V138H13ZM17 137H15V138H17ZM75 137H76V136H75ZM0 138H1V137H0ZM15 138H13V139H15ZM133 138H134L135 141H137V139H136V135H135V137H134V135H133V136L131 137L132 140H128V138L125 139L126 142H125V140H124L125 144H124L123 141H121V142H123V143H122L123 146H122L120 143L118 144V145H119V148H120L121 150H120V151H119V149L114 150L115 153H116V155H115V154L113 155V153H112L113 156L116 157V156L118 155V157H119V158H115V157H114L115 160H116V159L118 160L117 163H116V161H115L114 163L119 164V165H116V164H115L116 166H118V167H116V169L118 168V169H119L118 171H120V169H122V172L120 171L119 174H120V173H123V174H124V175H121V174H120L121 177L123 176V178H122V180H121V177L119 176V177H120L119 179L121 180V182L118 181V182H116V184L119 183V184H118V186H119L120 183H121V184L123 185V187H125V188L122 187V188H123V189H122V192H124V193L126 192L127 194H128L130 191H131V193L134 192V191H132V189H131V190H128L129 187H128L127 185L130 186V184H131L132 186H131L130 188H132L133 186H134V187H138L140 184L145 185V184H147V183L150 182V181L148 180V178H149V176H150V173H147V172H149V171H148L149 169H148V170L145 169V170H146L145 172H143L144 169H143V170L141 169L142 171H141L140 169H138V170H140V172H139V171L135 168V167L138 165V163H139V165H138L139 168H142V167L144 166V164L147 163V162H145V161L148 160V159H146V160L143 159V158H145L144 155L146 156V158H148V156H147L146 154H144L140 149H138V146H137V149L140 151V152H139L140 155H139V153H136V152H137V149H136V152H135V149H134V148H136V145H138V144H135L136 142L134 143ZM234 138H235V137H234ZM237 138H238V137H237ZM1 139H2V138H1ZM7 139H8V138H7ZM72 139H73V138H72ZM74 139H75V140H74ZM74 139H73V140L76 141V138H74ZM129 139H130V138H129ZM203 139H202L201 141L205 142V140H203ZM211 139H212V137H211ZM211 139H210L209 141H211ZM227 139H228V137H227ZM229 139H230V138H229ZM231 139H233V138H231ZM235 139H236V138H235ZM10 140H12V139H10ZM17 140H18V138H17ZM17 140H16V142H15L16 151H18V146L20 145L19 142H18V144L16 145ZM82 140H83V141H82ZM4 141H6V139H5ZM19 141H20V140H19ZM80 141H79V142H80ZM130 141H133V143H134L135 145L132 144ZM2 142H3V141H2ZM2 142H0V143L2 144ZM11 142H12V141H11ZM20 142H21V141H20ZM79 142H76V143H79ZM127 142H130V144H126ZM186 142H187V141H185V143H186ZM203 142H202V143L200 142V143L203 144ZM207 142H208V141H207ZM207 142L204 143V144H206L205 146H207V145H211V143L208 144L209 142H208V143H207ZM12 143H13V145H14V140H13ZM21 143H22V142H21ZM137 143H138V142H137ZM182 143H183V142H182ZM185 143H183L182 146H184ZM79 144H81V143H79ZM79 144H78V145H79ZM4 145H5V144H4ZM4 145H3V146H4ZM8 145H9V144H7V147H8ZM11 145H12V144H11ZM128 145H129L130 147H129ZM133 145H134V147H133ZM185 145H187V144H185ZM3 146H2V147H3ZM21 146H22V144H21ZM76 146H77V144H76ZM82 146H84V144H83ZM82 146H80V147H81L80 149H82ZM120 146H121L122 148H121ZM125 146H126V147H125ZM0 147H1V146H0ZM15 147L12 148V149H15ZM19 147H20V146H19ZM77 147H78V146H77ZM131 147H132V148H131ZM185 147H186V146H184L183 148L185 149ZM5 148H6V147H5ZM83 148H84V147H83ZM3 149H4V148H3ZM20 149H22V148L20 147ZM20 149H19V150H20ZM122 149H124V150H122ZM131 149L134 150V151L132 152ZM82 150H83V149H82ZM125 150H126V151H125ZM154 150H158V149H154ZM117 151H118V152H117ZM122 151H123L124 153H122ZM129 151H130V154H132L131 158H129V157L127 156V154H128ZM185 151H186L185 154H188V153H189V152L187 153V150H185ZM0 152H3V151L0 150ZM12 152H13V151H12ZM18 152H19V151H18ZM21 152H22V151H21ZM23 152H25V149H24ZM125 152H126V154H125ZM131 152H132V153H131ZM141 152H142V153H141ZM15 153H16V152H15ZM25 153H27V152H25ZM25 153H24V154H25ZM79 153H80V152H79ZM119 153H120V154H119ZM0 154H1V153H0ZM5 154H6V153H5ZM16 154H17V153H16ZM16 154H15V156H17V155L19 156V155H20L19 153H18L17 155H16ZM28 154H29V153H28ZM28 154H27V155H28ZM82 154L84 155L85 153H82V152H81V155H82ZM124 154H125V155H124ZM133 154H134L135 156H134ZM32 155H33V157H36V156H37V155L34 156V154H32ZM32 155H30V156H32ZM76 155H78V154H76ZM81 155H78L79 158L81 157ZM83 155H82V156H83ZM123 155H124V157L127 156V157H128L129 159H131L132 161L129 160V159H128V160H129V161H128L127 159L123 158V157H122ZM128 155H129V154H128ZM141 155H143V157H142ZM8 156H9V159H10V156H11V155L9 154ZM28 156H29V155H28ZM78 156H77V158H78ZM85 156H86V155H85ZM85 156H84V157H85ZM113 156H112V159H113ZM129 156H130V155H129ZM190 156H191V155H190ZM4 157H5V156H4ZM13 157H14V156H13ZM19 157H20V156H19ZM33 157H32V159H34ZM37 157H38V156H37ZM86 157H87V156H86ZM120 157H121V158H120ZM127 157H126V158H127ZM135 157H136V158H135ZM6 158H8V157H6ZM20 158H21V157H20ZM23 158H25L24 155H23ZM26 158H27V157H26ZM79 158H78V160H79L78 163H79V164L77 165V168H79L78 166H80V163H81V166H82L83 164L86 165V163L88 164L87 161H85L86 163L84 162V163L82 164V162H81L82 160L79 159ZM82 158H83V157H82ZM0 159H1V160H0V163H2L1 161H2L3 158H0ZM9 159H8V160H9ZM12 159H14V158H12ZM12 159H11V160H12ZM15 159H16V158H15ZM32 159H30V166H31V167H30V166L27 167V168H30V169H29L30 172L27 171V173L29 172V174H30V173H32V174L29 175V174L26 173V175H28V176H30V177H31V175H32V178L37 177V175H38V176H41V173H42V175H43L44 170H43V172H40V171H42V169H43V167L40 166V165H41V162H39V163H40V164H39L38 162H34L36 158L34 159V161H33ZM122 159H125L124 162L122 161ZM164 159H165V158H164ZM164 159H163V160H164ZM168 159H169V158H168ZM168 159H167V164H168V166L170 167V165H169L170 159H169V160H168ZM8 160H7V161H8ZM11 160H10V161H11ZM16 160H17V159H16ZM18 160H19V159H18ZM27 160H29V159H27ZM36 160H39V159L37 158ZM83 160H87V158H85V159L83 158ZM126 160H127V161H126ZM135 160H136V162H134ZM165 160H166V159H165ZM3 161H4L3 163L6 164V163H5L6 160L4 159ZM88 161H89V160H88ZM119 161H120V163H119ZM130 161H131V162H130ZM149 161H150V160H149ZM8 162H9V161H8ZM19 162H23V160L21 159V161H19ZM31 162H32V164L34 163L33 166H32V164H31ZM137 162H138V163H137ZM15 163H17V161H16ZM15 163L13 162L12 165L15 164ZM25 163H26V162H25ZM128 163H130V164H128ZM148 163H150V162H148ZM148 163H147V164H148ZM164 163H165V161H164ZM22 164L24 165V163H22ZM28 164H29V163H28ZM28 164H26V165H28ZM35 164H36V165H35ZM122 164H123V165H122ZM127 164H128V165H127ZM131 164H133V165L131 166ZM167 164H166V165L163 164V165L167 166ZM170 164H171V162H170ZM1 165H3V164H1ZM9 165H10V162L8 163V167L11 166V165H10V166H9ZM23 165H22V166H23ZM38 165H39V167H38ZM120 165H121V166H120ZM141 165H142V166H141ZM145 165H146V164H145ZM148 165H150V164H148ZM3 166H4V165H3ZM14 166H15V165H13V167H14ZM16 166H17V165H16ZM67 166H68V164H67L65 167L67 168ZM81 166H80V167H81ZM86 166H87V165H86ZM130 166H131V167H130ZM133 166H135V167L133 168ZM165 166H164V167H165ZM168 166H167L166 168H168ZM18 167H19V165H18ZM20 167H21V163H20ZM20 167H19V169H20ZM69 167H70V164H69ZM69 167L67 168L68 170H69ZM124 167H125V168H124ZM128 167H129L130 169H129ZM6 168H7V167H6ZM21 168H22V167H21ZM27 168H25V169L28 170ZM39 168H40V169H39ZM70 168H71V167H70ZM81 168H82V167H81ZM83 168H85V166H83ZM127 168H128L129 170H128ZM131 168H132V169H131ZM137 168H138V167H137ZM143 168H144V167H143ZM147 168H149V166H148ZM166 168H165V170H166ZM4 169H5V167H4ZM10 169H11V168H10ZM14 169L16 170V167H15ZM25 169H22V170H25ZM135 169H136L137 171H135ZM169 169H170V168H169ZM169 169H168V170H169ZM7 170H9V169H7ZM12 170H13V169H12ZM26 170H25V171H26ZM34 170H35V171H34ZM38 170H39V171H38ZM68 170H66V171H68ZM78 170H79V169H78ZM85 170H87V168H86ZM126 170H127L128 172H126ZM132 170L134 171L133 173H132ZM18 171H19V170H18ZM49 171H50V169H49V170H46V172H48V173L51 175L52 171H51V173H50ZM66 171H65V172H66ZM79 171H82V172H83V169H82V170H79ZM123 171H125V173H124ZM7 172H8V171H7ZM13 172H14V171H13ZM19 172H20V171H19ZM36 172H37V173L39 172V173L37 174ZM46 172H44V173L47 174ZM65 172H63L64 175H65ZM84 172H86V171H84ZM136 172H137V173H136ZM168 172L171 173L170 170H169ZM228 172H229V171H228ZM0 173H1V172H0ZM10 173H11V172H10ZM21 173H23V172H21ZM21 173H19V174H21ZM35 173H36V175H35ZM127 173H128V174H127ZM140 173H141V175H140ZM146 173L149 174V175H147ZM231 173L233 174L234 172L232 171V172H230V174H231ZM235 173H236V172H235ZM3 174H4V173H3ZM16 174H17V172H16ZM33 174L35 175L34 177H33ZM39 174H40V175H39ZM45 174H44L43 176H45ZM49 174H48V175H49ZM58 174H59V175H56V176H58V177H56L55 174H54V175H51V178H52L53 176H55V178H57V179H61V178H63L62 175H60L59 172H58ZM125 174H127V175H125ZM131 174H134V175H131ZM230 174H228V175L226 174V175H227V176H226L227 179H228V176H229V178L232 176V175H230ZM4 175H5V174H4ZM48 175H46V176L48 177ZM50 175H49V176H50ZM129 175H130V176H129ZM142 175H145V176H142ZM171 175H172V174H171ZM9 176H10V175H9ZM9 176H8V178H9ZM11 176H12V175H11ZM11 176H10V177H11ZM15 176H16V175H15ZM18 176L21 177V176H24V175L21 174V176H20V175H18ZM43 176H42V177H43ZM59 176H61V177L59 178ZM133 176H134V177H133ZM146 176H147V177H146ZM234 176H235V177H234ZM236 176H238L237 173H236V174H233L232 179H231V178H230V179L233 180V179L236 178ZM239 176H241L240 173H239ZM239 176L237 177L238 179H237V178L235 179V180H237V182H236L235 184H238V185H237L238 187L234 184V180H233V182H232V185L234 184L233 187L235 186V188H238V190H241L242 188L239 189V188H240V186H239L240 183H239L238 181H239V179L241 180V177H239ZM3 177H4V176H2V174H1V175H0V178L2 179ZM13 177H14V176H13ZM16 177H17V176H16ZM131 177H132V178H131ZM141 177H142V179H141ZM233 177H234V178H233ZM5 178H6V176H5ZM25 178H26V177H25ZM32 178H31V179L29 178L31 183H33V184H35V185L38 184V183H40V184H39V185H36V186H34L33 184L30 185L31 183H30V184L27 183V182L29 181L28 179H25V182L27 183V185L34 186L35 189L32 190L33 188L31 187L30 190H32V192H33V191H36V192H35V194H36V196H35L36 199H37L38 197H41V199H42V198H43V195L46 193V192H44V191L47 190L48 185H49V184H48V181H50V179H47L46 177H43V178H45V179L39 177L41 180H40L39 178H36V180L39 179L40 182H38V180H37V181H36L37 183H36V182L34 183V182H32V180H33ZM48 178H50V177H48ZM129 178H130V179H129ZM134 178H135V179H134ZM17 179H19V178H17ZM21 179H23V178H20L19 180H21ZM46 179H47V182H46V186H47V188L44 187V188H46V189H44V191H43V186H45V185L42 184L41 182H42V180H46ZM52 179H53V178H52ZM123 179H125V180L123 181ZM138 179H139V180H138ZM145 179H146V180H145ZM149 179H150V178H149ZM2 180H3V179H2ZM2 180H1V181H2ZM6 180H7V179H6ZM10 180H12V177H11ZM19 180H18V181H19ZM26 180H28V181H26ZM126 180H127V182H130V183H128L127 185L124 186V184H126ZM140 180H141V181H140ZM209 180H210V179H209ZM228 180H229V179H228ZM231 180H230V183H229V184H231ZM7 181H8V180H7ZM12 181H13V180H12ZM15 181H16V179H15ZM143 181L145 182V184H144ZM148 181H149V182H148ZM226 181H227V180H226ZM4 182H5V181H4ZM4 182L2 181L3 184H1V186H2V185L5 186ZM10 182H11V181H10ZM19 182H20V181H19ZM25 182H24V184L26 185ZM122 182H123L124 184H123ZM134 182H135V183H134ZM137 182H139V183H137ZM146 182H147V183H146ZM206 182H207V179L205 180V183H206ZM240 182H241V181H240ZM10 184H11V183H10ZM21 184H23V182H22ZM198 184H199V183H198ZM206 184H207V183H206ZM42 185H43V186H42ZM122 185H121V186H122ZM137 185H138V186H137ZM143 185H142V186H143ZM155 185H156V184H155ZM200 185H201V184H200ZM232 185H231V186H232ZM240 185H241V184H240ZM17 186H18V183H17ZM30 186H29L28 188H30ZM118 186H117V187H118ZM121 186H119V187L121 188ZM150 186H151V185H150ZM195 186H196V190H198L197 187H199V186H198V185H195ZM2 187H3V186H2ZM19 187H20V186H19ZM19 187H17V189H18ZM40 187H41V188H40ZM79 187H81V188H79ZM79 187H78L79 189H77V191H75V194H78V195H75V196H76V202L78 201L77 199H79V198L81 199V197L84 196V195H82V194L84 193V191H85V189L82 188L83 185L81 184V186H79ZM84 187H87V190H89V189H88V188H89L88 185L86 186V184H85ZM119 187H118V188H119ZM134 187H133V188H134ZM156 187H157V186H156ZM202 187H203V185H202ZM202 187L199 188V189L202 190ZM241 187H242V185H241ZM73 188H74V187H73ZM75 188H76V187H75ZM150 188H151V187H150ZM3 189H5V188H3ZM3 189H2V190H3ZM7 189H8V188H7ZM12 189H13V188H12ZM17 189H16V190H17ZM20 189H21V187H20ZM24 189H25V188H24ZM40 189H41V190H40ZM65 189H68V188L65 187ZM124 189H125V190H124ZM136 189H137V188H136ZM152 189H153V188H151V191H152ZM155 189L157 190V188H155ZM0 190H1V189H0ZM8 190H9V189H8ZM10 190H11V189H10ZM16 190L14 189V190H11V191H15V193H16ZM28 190H29V189H28ZM74 190H76V189H74ZM80 190H81V191H80ZM83 190H84V191H83ZM123 190H124V191H123ZM126 190H128V191H126ZM134 190H135V188H134ZM194 190H195V187H194ZM196 190H195V192L197 193ZM203 190H204V189H203ZM203 190H202V193H201V192H198V193H200L199 195H201V196L203 195V193L205 192V191L203 192ZM242 190H243V189H242ZM17 191H18V190H17ZM62 191L64 192V193H63V192H62V193H63L64 196H65V195H68L67 192H69V195H70V193H71L73 190L70 191V190L68 189V191L65 190V191H66V192H65V191H64V188H63ZM119 191H121V189H120ZM149 191H150V189H149ZM149 191H147V192L150 194L151 192H149ZM2 192H3V191H2ZM4 192H5V191H4ZM6 192H7V191H6ZM43 192H44V194H43ZM76 192H77V193H76ZM86 192H88V191H86ZM86 192H85L84 194H86ZM122 192H121V193H122ZM153 192H154V191H152L151 195L153 194ZM7 193H8V192H7ZM10 193H11V195H12V193L14 194V192H10ZM19 193H20V192H17V193H16L17 196L20 195ZM28 193H30V191H29ZM41 193H42V194H41ZM65 193H67V194H65ZM89 193H91V192L89 191ZM154 193L156 194V192H154ZM219 193H221V192H219ZM225 193H226V192H225ZM225 193L222 192L221 195H223L226 199L223 198V197H220V194H219V197H220V198H223L222 200H224V199L227 200V198H230V197H228V196H229V193H227L226 195H225ZM8 194H9V193H8ZM8 194H6V195H8ZM16 194H14V195H16ZM23 194H24V193H23ZM31 194H32V193H31ZM129 194H130V193H129ZM129 194H128L127 196H129ZM157 194H158V193H157ZM157 194H156V195H157ZM204 194H205V193H204ZM6 195H5V196H6ZM11 195H9V197L6 196V197L9 198V201H10V196H11ZM26 195H27V194H26ZM40 195H41V196H40ZM86 195H88V194H86ZM130 195H132V194H130ZM156 195L153 194L154 197H155ZM158 195H160V194H158ZM0 196H1V194H0ZM17 196H14V198L17 197ZM32 196H33V195H32ZM37 196H38V197H37ZM70 196H71V195H70ZM75 196H74V197H75ZM78 196H79V197H78ZM161 196H162V195H161ZM226 196H227V197H226ZM3 197H4V196H3ZM6 197H5V198H6ZM18 197H19V196H18ZM18 197H17V198H18ZM30 197H31V195H30ZM35 197H34V198H35ZM62 197H63V195H62ZM156 197H158V196H156ZM164 197H166V196H164ZM164 197L160 198V199H161V202H162V199H163ZM0 198H1V197H0ZM12 198H13V197H12ZM12 198H11V199H12ZM63 198H64V197H63ZM82 198H83V197H82ZM6 199H7V198H6ZM6 199H5V200H6ZM19 199H21V198H18V200H19ZM27 199H28V198H27ZM27 199H26V196H25V199H24V200L26 201ZM29 199H31V198H29ZM39 199H40V198H39ZM44 199H45V200H44ZM80 199H79V202L82 201V199H81V200H80ZM157 199H159V198H157ZM165 199H166V198H165ZM7 200H8V199H7ZM15 200H16V199H15ZM21 200H22V199H21ZM24 200H23V202H24ZM37 200H38V199H37ZM43 200H44L46 203H44V201H41L42 203H39L40 205H41V204H44V205H42V207L45 206V204H47V202H48V199H46V194L44 195ZM138 200H139L140 202L144 203V204H142V205H145V207H143V208L141 207L143 210H141V208H139L138 211L136 212L135 210H133L134 207L132 206V203L134 202V203L137 204ZM138 200H137V202L132 201V200H131L132 203L130 202V203H131L130 205L132 206V207H130V208H132V210H133L132 213L134 212V215H135V216H133L131 213H129V212H131V209H128V210H129V212H128L129 215H128L127 212H123V213H127V215L123 217V216L120 214L121 217L118 216L119 218H121V219H120L121 221H119V219H118V220H117V224L120 222V225H121V226L118 225V227H117V226L115 225V228H118V230L123 231V232L120 233L121 235H119V236H122L123 233H124V236L126 235V237H127V235H129L130 237L133 236V237H131V238L129 237V240L131 239L132 241L130 240V242H129V241L127 242L128 249H129V250H130V249H131V250L133 249L132 251H134L135 249H136L135 251H137V250L139 249V248H133V246H135V243H136V242H137V244H138V247H143V245H142V246H139V245H141V242H142L143 240H145V241L143 242V244H145V242H146V245H147V243H149V241L147 242V240H148L149 238H151L150 235L152 236V233H154V229H153V227H154V226L156 227V225H155L156 220H155L154 215H156V217H157V216H158V215H157V214H158L157 212L160 210V209L158 208L159 210L156 211V209H153L154 207H151V210L153 209V212L155 211V212H154L155 214H153V212H151V210H148V209H147V210H148V211H147V210L145 209V208H150V207H147L148 203L150 202L149 199L146 198V200L144 199V201H141L142 199H141V200L138 199ZM225 200H224V201H225ZM230 200H231V198H230ZM9 201H8V202H9ZM11 201H12V202H11ZM11 201H10V203L13 204L14 199L11 200ZM33 201H34V200H33ZM148 201H149V202H148ZM157 201H158V200H157ZM0 202H2V198H1ZM15 202H16V201H15ZM23 202H22V203H23ZM31 202H32V201H31ZM31 202H29V203L26 202V203H27V205H29ZM140 202H139V203H140ZM163 202H164V201H163ZM3 203L6 204L4 201H3ZM77 203H78V202H77ZM139 203H138V204H139ZM8 204H9V203H8ZM14 204H15V203H14ZM16 204H17V202H16ZM18 204H19V201H18ZM37 204H38V203H37ZM78 204H80V203H78ZM136 204H133V205L135 206ZM152 204H153V203H152ZM166 204H167V203H166ZM166 204L164 203V205H166ZM31 205H32V204H31ZM80 205H81V204H80ZM150 205H151V202H150L149 206H150ZM164 205H163V206H164ZM12 206L14 207V205H12ZM23 206H24V205H23ZM37 206H38V205H37ZM139 206H141V204H140ZM13 207H12V208H13ZM26 207H28V206H26ZM29 207H30V205H29ZM31 207H33V206H31ZM35 207H36V206H35ZM39 207H40V206H39ZM39 207H38V209H39ZM42 207H40L39 211H41ZM45 207H46V206H45ZM135 207H138V206L136 205ZM166 207H167V206H166ZM166 207H165V208H166ZM6 208H7V207H6ZM19 208H20V207H19ZM46 208H49V203H48V207H46ZM160 208H161V207H160ZM167 208H168V207H167ZM15 209H16V208H15ZM21 209H23V207H22ZM21 209H19L20 212H21ZM24 209H25V207H24ZM36 209H37V208H36ZM36 209H35V210H36ZM49 209H50V208H49ZM49 209H47V212H48ZM134 209H136V208H134ZM229 209H231V208H229ZM261 209H263V208H261ZM7 210H8V209H7ZM17 210H18V209H17ZM25 210H27V209H25ZM25 210H24V211H25ZM30 210L33 211V209H30ZM128 210H127V211H128ZM144 210H145V211H144ZM235 210H236V209H235ZM9 211H11V214H12V210L10 209ZM13 211H14V209H13ZM28 211H29V209H28ZM37 211H38V210H37ZM45 211H46V209H45ZM125 211H126V210H125ZM161 211H163V210L161 209ZM227 211H228L227 214H229V215H233V213H229V210H227ZM227 211H226V212H227ZM230 211H233V208H232V210H230ZM16 212H17V211H16ZM16 212H14V214H12V215H15ZM29 212H31V211H29ZM49 212H50V210H49ZM135 212H136V214H135ZM171 212H172V211H171ZM233 212H234V211H233ZM235 212H236V211H235ZM262 212H263V210H262ZM7 213H8V211H7ZM33 213H34V212H32V214H33ZM35 213H36V212H35ZM42 213H43V212H42ZM42 213H41V215H42ZM44 213H45V212H44ZM50 213H51V212H50ZM123 213H122V214H123ZM140 213H141L142 215H141ZM151 213H152V215H151ZM156 213H157V214H156ZM9 214H10V213H9ZM20 214H21V213H20ZM22 214H23V212H22ZM27 214H28V213H27ZM27 214H26V215H27ZM45 214H46V213H45ZM48 214H49V213H48ZM53 214H54V213H53ZM53 214L51 213V216L53 217V218H52V217H51V218H52V222H53V224H55V223H54L55 220L53 221V219H55L54 216H53ZM130 214H131V215H130ZM159 214H161V213L159 212ZM234 214H235V213H234ZM49 215H50V214H49ZM49 215H47V216L49 217ZM124 215H125V214H124ZM138 215H139V216H138ZM143 215H144V216H143ZM229 215H226V214H225L224 217L226 218V216H227V219H228V220H232V218H233L234 215L231 216V219H229V217H230ZM3 216H4V214H3ZM10 216H11V215H10ZM10 216H9V217H10ZM21 216H22V217H23V216L25 217V214H24V215H21ZM39 216H40V215H39ZM45 216H46V215H45ZM45 216H44V217H45ZM128 216L130 217V220L128 221L129 223L126 221V218H127ZM131 216L134 217L135 219H134V218H131ZM149 216H150V217H149ZM16 217H18L17 214H16ZM29 217H30V215H28V218H29ZM31 217H32V216H31ZM37 217H38V216H37ZM37 217H36V219H37ZM40 217H43V215L40 216ZM40 217H39V219H40ZM125 217H126V218H125ZM129 217H128V219H129ZM138 217H139L140 219H138ZM141 217H142V218H141ZM151 217H152V219H151ZM153 217H154V218H153ZM19 218H20V216H19ZM26 218H27V217H26ZM85 218H86V217H84V221L89 222V221L86 220ZM123 218H124V219H123ZM146 218H147V219H146ZM22 219H24V218H22ZM22 219H19L18 221H20V220H22ZM30 219L32 220V222L35 223V221H36L35 219H33V218H30ZM30 219H29V221H31ZM48 219H49V218H48ZM80 219H82V218H80ZM80 219H79V221L81 222ZM128 219H127V220H128ZM132 219H133V220H136V219H137V221H132ZM142 219H143V220H142ZM157 219H158V218H157ZM159 219H160V217H159ZM263 219H264V218H263ZM263 219L261 218V222H262ZM16 220H17V219H16ZM27 220H28V219H27ZM27 220H26V222H27ZM40 220L43 221L44 219L42 220V218H41ZM40 220H38V221L40 222ZM123 220H124V221H123ZM141 220H142L143 223L141 222ZM152 220H153L154 222H153ZM225 220H226V219H225ZM246 220H247V219H246ZM246 220H245V221H246ZM44 221L47 222L48 220H44ZM125 221H126V222H125ZM144 221H145V222H144ZM263 221H264V220H263ZM21 222H22V221H21ZM24 222H25V221H24ZM86 222H85V224H86ZM137 222H138L139 225L137 224ZM146 222H147V223H146ZM148 222H149V223H148ZM226 222H228V221L226 220ZM50 223H51V219H49V224H50ZM127 223H128V224H127ZM133 223H134V225L137 224L138 227L140 226L141 229H140V228H139V229H140L141 231L138 229V230L141 232L140 234L137 235V233H139V232H138V231L136 232V229H135L136 226H135V227L131 226ZM157 223H158V220H157ZM157 223H156V224H157ZM245 223H246V222H245ZM20 224H21V223H20ZM36 224H37V226L40 225V224H38L37 222L35 223V225H36ZM41 224H42V223H41ZM43 224H44V226H45L46 223L43 222ZM53 224H51L50 226H52ZM81 224L83 225V223H81ZM85 224H84V226H85ZM87 224H88V223H87ZM87 224H86V226H88ZM125 224H127V226H126ZM151 224H152V226H151ZM261 224L263 225V222H262ZM89 225H90V224H89ZM123 225H124V226H123ZM128 225H130L131 228L133 227V228L135 229V230L132 229V231H134L135 234H134L133 232H132V233L129 232L128 234H127V232H125V231H131V230H130L131 228H130V226L128 227ZM143 225H144V226H143ZM146 225H147V226H146ZM46 226H47V225H46ZM70 226H71V225H70ZM70 226L68 225V227H70ZM84 226H83V227H84ZM86 226H85V228H87ZM142 226H143L144 228H143ZM148 226H149V227H148ZM40 227H41V226H40ZM48 227H49V226H47V228H48ZM88 227H89L88 229H90V226H88ZM123 227H126V228H123ZM150 227H152V228L150 229ZM155 227H154V228H155ZM244 227H245V226H244ZM260 227L263 228L264 225H263V226L260 225ZM0 228H1V227H0ZM47 228H46L45 230H47ZM127 228H129V229H127ZM35 229H37V227H36ZM48 229H49V228H48ZM144 229H145V230H144ZM152 229H153V232H152ZM180 229H181V228H180ZM242 229H243V228H242ZM245 229H246V227H245ZM40 230H41V229H40ZM56 230H57V229H56ZM72 230L75 231L76 229L74 228V229H72ZM118 230L115 229L116 232H118ZM147 230H148V232H147ZM150 230H151V231H150ZM246 230L250 231L249 229H246ZM246 230L244 231V229H243V231H244L245 233H246V232L248 233V231H246ZM262 230H263V229H262ZM37 231H38V230H37ZM42 231H43L42 233L45 234V233H44V229H43ZM49 231H50V230H49ZM51 231H52V230H51ZM60 231H61V230H60ZM69 231H71V230H69ZM87 231H88V230H87ZM107 231H109V233L112 232V234L110 233V235H109V234H106V235L103 236V241L106 240V241H104V245H103V246L107 248L108 245H109L110 249H108V251H109V252H113V251L115 252V251H117V250H116L117 247L114 248V245H112L111 243H114L113 241H116L115 239H116L117 237H116V236H113V234L115 235L116 233H113L114 231H110V230H107ZM107 231H106V233H107ZM120 231H119V232H120ZM144 231H145V232H144ZM180 231H181V230H180ZM183 231H184V230H182L181 232H182V235H183L184 237H183V236L179 237L180 234H181V233L179 234V232H178V235H179V236H178V235H175L176 233H174V235H175L176 238L173 237L174 235L172 236V237L174 238V239H171V240H173V243H172V244H174V242H175V244H174V245H171V247H174L173 249L171 248V250H174V249H175V251L177 250L176 252H174L175 255L173 254V255L171 256L172 259H173V257H175L176 255H177V256H176V257H177L176 259H179V258L183 257L182 255L180 256L179 253H183L184 251L181 252V251H178V250H181V248H184V247L187 246V244H189V239H188L187 237H186V238L188 239V241H186V242H188V243L185 242V240H186V239H185V235L188 234V233H187V232L185 233V232H183ZM185 231H186V230H185ZM263 231H264V230H263ZM263 231H261V230L259 231V236H258L259 238H261L262 233H264ZM47 232H48V230L46 231V234H47ZM56 232H57V231H56ZM58 232H59V230H58ZM61 232H62V231H61ZM77 232H78V231H77ZM143 232H144V233H148V234H144ZM150 232H151V233H150ZM212 232H213V231H212ZM244 232H242V233H244ZM260 232H261V233H260ZM40 233H41V231H40ZM42 233H41V235H42ZM49 233H50V232H49ZM59 233H60V232H59ZM70 233H73V232L71 231ZM70 233H69V234H70ZM74 233H75V232H74ZM130 233H131V234H130ZM20 234H21V233H20ZM50 234H52V233H50ZM53 234H54V232H53ZM53 234H52V235H53ZM56 234H58V233H56ZM69 234H67V235H69ZM75 234H76V233H75ZM75 234L73 235V238H72V239H74V238L77 239V237H79V236L81 237V234H80V233H79V234H76L77 237H75ZM118 234H119V233H117V235H118ZM132 234H134L135 236L132 235ZM206 234H207V233H206ZM21 235H22V234H21ZM24 235H25V234H24ZM47 235H48V234H47ZM47 235H44V237L47 236ZM58 235H59V234H58ZM60 235H62V234H60ZM67 235H66V236H67ZM78 235H79V236H78ZM85 235L87 236V234H85ZM88 235L90 236V233H88ZM136 235H137L138 237H137ZM148 235H149V237H148ZM203 235H204V233H203ZM208 235H209V234H208ZM208 235H207L206 237H204V239L207 238ZM22 236H23V235H22ZM54 236H55V234H54ZM56 236H57V235H56ZM186 236H187V235H186ZM245 236H246V235H245ZM263 236H264V234H263ZM19 237H20V236H19ZM26 237H27V236H26ZM49 237H51V236L49 235ZM49 237L47 236V239H48V240H46V241H48V244H50V241H51L50 239L54 240V238H56V237H53V236H52V237L49 239ZM70 237H72V234L70 235ZM80 237H79V238H80ZM105 237H106V239H105ZM110 237H111V238H110ZM113 237H114V238H113ZM115 237H116V238H115ZM134 237H136V238H134ZM139 237H140V238H139ZM145 237H147V238L145 239ZM152 237H153V238H151V240L154 239V234H153ZM188 237H189V235H188ZM209 237H210V236H209ZM20 238H21V237H20ZM41 238H42V236H41ZM57 238H59V237H57ZM60 238H61V236H60ZM66 238H67L66 240L69 239V237H66ZM86 238H88V236H87ZM108 238H109V239H108ZM167 238H169V237H166V239H167ZM181 238H183V239H181ZM189 238H190V237H189ZM262 238H263V237H262ZM0 239H1V238H0ZM21 239H22V238H21ZM42 239H43V238H42ZM63 239L65 240L64 235H63ZM113 239H114V240H113ZM135 239H137V240L135 241ZM208 239H209V238H208ZM208 239H207V240H208ZM25 240H26V239H25ZM27 240H29V238H27ZM43 240H44V239H43ZM69 240H71V239H69ZM107 240H108V241H107ZM141 240H142V241H141ZM151 240H150V241H151ZM169 240H170V239H167V241H163V242H165V244H164V248H165V247H166V248H167V247L169 248L170 244L167 243ZM177 240H178V242H176ZM205 240H206V239H205ZM207 240H206V241H207ZM258 240H260V239H258ZM0 241H1V240H0ZM20 241H21V240H20ZM20 241H19V242H20ZM46 241H44V242H46ZM56 241H57V239L54 240V242H53L52 244H54ZM59 241H60V240H59ZM74 241H75V240H74ZM76 241H77V240H76ZM111 241H112V242H111ZM140 241H141V242H140ZM179 241H180V244H177V243H179ZM261 241H262V240H261ZM261 241H259V242H260V244L263 246L264 244H262ZM38 242H39V241H38ZM44 242H43L42 245H44ZM57 242H58V241H57ZM57 242H56V245H59V242H58V244H57ZM61 242H62V241H61ZM64 242H65V241H64ZM77 242H78V241H77ZM77 242H75L76 245H77ZM79 242H82V241H79ZM79 242H78V246L80 245ZM107 242H108V243H107ZM132 242H133V244H134L133 246H132ZM138 242H139L140 244H139ZM171 242H172V241H171ZM1 243H4V242L1 241ZM1 243H0V244H1ZM21 243H22V241L20 242V244H21ZM39 243H42V242H39ZM46 243H47V242H46ZM65 243H68V242H65ZM69 243H70V242H69ZM82 243H83V242H82ZM128 243H129V244H128ZM130 243H131V244H130ZM166 243H167V245H166ZM185 243H186V244H185ZM241 243H242V242H241ZM263 243H264V239H263ZM4 244H5V246H7V247H5L6 252L9 251V252H7V253H9V254H8V257L6 258L7 261H8L9 256H10V255L12 256V254H10V253H11V250H12L13 253H14V249H12L13 246H12V248H11V245H10V244H6V243H4ZM4 244H3V248H4ZM24 244H25V243H24ZM110 244H111V246H110ZM114 244H115V243H114ZM137 244H136V245H137ZM151 244L154 245V240L151 242ZM151 244H148V245H151ZM230 244H231V246H232V243H230ZM245 244H246V243H245ZM26 245H28V244H25V246H26ZM40 245H41V244H40ZM42 245H41V247H42ZM56 245H51V246L54 247V248H53V252H54V253H56V251H57V250L54 251V249H58V248L56 247ZM68 245H69V244H67V246H68ZM70 245H71V244H70ZM76 245H75V246H76ZM146 245H145V246H146ZM148 245H147V246H148ZM165 245H166V246H165ZM168 245H169V246H168ZM176 245L179 246V248L176 249ZM233 245H234V244H233ZM242 245H244V244H242ZM1 246H2V244H1ZM8 246H9V248H10L11 250H7V249H8ZM51 246L49 247L48 245H46V247H49V249L51 248ZM67 246H66V247H67ZM78 246H76V247H78ZM101 246H102V245H100L99 247H101ZM103 246H102L101 249H103ZM147 246H146V247H147ZM183 246H184V247H183ZM244 246H245V245H244ZM22 247H23V246H22ZM27 247H29V246H27ZM27 247H25V248H27ZM58 247H60V246H58ZM62 247H63V246H62ZM69 247H71V246H69ZM81 247H83V246H80V249H81ZM109 247H108V248H109ZM135 247H137V246H135ZM229 247H230V246H229ZM229 247H228V249H229ZM237 247H239V246H237ZM263 247H264V246H263ZM25 248H24V249H25ZM30 248H31V247H30ZM63 248H65V247H63ZM152 248H153V246H152ZM152 248H151V247H150V248L148 247V249H152ZM168 248H167V249H168ZM186 248H187V247H186ZM234 248H235V250H236V249L239 250V249L236 248V247H233L232 249H234ZM239 248L243 249L242 246L239 247ZM245 248H246V247H244V250L246 251ZM42 249H44V247H43ZM61 249H62V248H61ZM66 249H67V248H66ZM73 249H74V247H73ZM84 249H85V248H84ZM118 249H119V248H118ZM232 249L230 248V249L228 250V252H227V249L225 250V251L228 253V255H229L230 253H231L232 255H229V256H231V258H229V259H230V262H228V261H229L228 258H227V259H226V257L223 258V259H225V263H223V264H227V263H229V264L231 263V264H232V262H231L232 259H233V262H234V260H237V259H238V261L242 262V261L240 260V259H242V258H241L242 256H241L240 258H237V257H239L240 254L242 255L245 251H244V250H241V251H244V252L240 253V250H239L238 253H240V254L238 255V254L236 253V256H237V255H238V256L236 257V259H234L235 257H233V256H235V255H234L235 251H233V253L230 252V250H232ZM28 250H29V249H28ZM44 250H45V249H44ZM59 250H60V249H59ZM59 250H58V251H59ZM67 250H68V249H67ZM70 250H72V249L70 248ZM70 250H68V251H70ZM88 250H89V249H88ZM152 250H153V249H152ZM168 250H169V249H168ZM168 250H167V251H168ZM171 250H170V251H171ZM237 250H236V251H237ZM263 250H264V249H263ZM2 251H3V249H2ZM22 251L25 253L24 250H22ZM22 251H20V252H22ZM58 251H57V252H58ZM86 251H87V250H86ZM139 251H140V250H139ZM139 251H138L137 253H139ZM170 251H168V252L170 253ZM225 251H223V253H225ZM6 252H5V253H6ZM20 252H19V253H20ZM23 252H22V253H23ZM29 252H30L31 256L33 257V254L35 253V251H33V252H34V253H33V252H31V251L29 250ZM49 252H51V255L53 256L52 249L49 250ZM49 252H48V254H49ZM148 252H149V251H148ZM150 252H152V251H150ZM172 252H173V251H172ZM172 252H171V254H172ZM177 252H178V253H177ZM191 252H192V251H191ZM191 252H189V255H188L187 258H190L189 256L191 255V254H190ZM5 253H4V255H6ZM36 253H37V252H36ZM36 253H35V256L37 255ZM61 253H62V252H61ZM64 253H65V255H66L65 250H64L63 254H64ZM72 253H73V252L71 251L70 254H72ZM89 253H91V252H89ZM132 253H134V252H132ZM137 253H136V254H137ZM155 253H156V252H155ZM176 253H177V254H176ZM184 253H185V252H184ZM184 253H183V254H184ZM227 253H225V254L227 255ZM38 254H39V253H38ZM42 254L45 255L46 253L44 254V252H43ZM58 254H60V253H58ZM67 254H69V253L67 252ZM85 254H86V252L84 253V255H85ZM91 254H92V253H91ZM91 254H89L90 257H91ZM153 254H154V252H153ZM153 254H152L151 259H152L153 256H154ZM171 254H170V255H171ZM192 254L195 255L194 252H193ZM244 254H245V253H244ZM16 255H17V253H16ZM16 255H13L14 257H11V256H10V260H9L7 263L9 264V262H11V264H17L16 259H15ZM21 255H23V254H21ZM27 255H28V254H27ZM61 255H62V254H61ZM82 255H83V254H81V256H82ZM87 255H88V254H87ZM92 255H93V254H92ZM6 256H7V255H6ZM17 256H18V255H17ZM35 256H34V257H35ZM40 256H41V255H40ZM45 256H46V255H45ZM54 256H55V255H54ZM75 256H76V255H75ZM77 256H78V254H77ZM156 256H157V255H156ZM186 256H187V254L185 255V257H186ZM224 256H225V255H224ZM244 256H245V255H244ZM23 257H24V256H23ZM27 257H28V256H27ZM48 257H49V255H48ZM55 257L57 258V256H55ZM58 257H59V255H58ZM63 257H64V258H67V257H70V258H71L70 255H69V256H66V257L63 256ZM73 257H74V256H73ZM73 257H72V259H73ZM86 257H87V256H86ZM157 257H158V256H157ZM232 257H233V258H232ZM11 258H12V260H11ZM13 258H14L15 260H13ZM35 258H37V257H35ZM35 258H34V259H35ZM38 258H39V257H38ZM41 258H42V257H41ZM41 258H40V259H41ZM43 258L45 259V262L48 261V260H46L47 257H46V258L43 257ZM61 258H62V256H61ZM70 258H69V259H70ZM75 258H77V257H75ZM75 258H74V259H75ZM94 258H95V257H94ZM97 258H98V257H97ZM154 258H155V257H154ZM19 259H21V256H20ZM19 259H18V263H20L21 261H25V260H20V261H19ZM23 259H24V258H23ZM30 259H31V258H30ZM32 259H33V258H32ZM32 259H31V260H32ZM59 259H60V257H59ZM67 259H68V258H67ZM67 259H66V262H65L64 259H63L64 263H66V264H67V262H68ZM83 259H84V258H83ZM83 259H82V260H83ZM87 259H88V258H87ZM95 259H96V258H95ZM149 259H150V258H149ZM151 259H150V261H151ZM156 259H157V258H155V261H154V262H152V261H151V262L154 263V264H155V262H159V263H160V261H158V260L156 261ZM158 259H159V257H158ZM174 259H175V258H174ZM181 259H183V258H181ZM181 259H180L179 261H181L182 263H176V262H175V263H176V264H186V262L183 263V261H184L185 259H184L183 261H182ZM223 259H221V260L223 261ZM243 259H244V257H243ZM26 260H27V259H26ZM28 260H29V259H28ZM49 260H50V258H49ZM53 260H55V259H53ZM57 260H58V258H57ZM79 260H81V259H79ZM153 260H154V259H153ZM186 260H188V259H186ZM226 260H228V261H226ZM4 261L6 262V260H5V256H4ZM13 261L16 262V263H14ZM32 261H33V260H32ZM43 261H44V260H43ZM51 261H52V260H51ZM59 261H60V260H59ZM63 261H62V262H63ZM72 261L74 262V260H72ZM77 261H78V260H77ZM83 261H84V260H83ZM85 261H86V260H85ZM96 261H97V260H96ZM99 261H100V260L98 259V261H97L96 263L98 264ZM150 261L147 260V262H150ZM238 261H237V263H235V264H239L240 262H238ZM5 262H4V263H5ZM34 262H35V260H34ZM34 262H33V264L36 263V262H35V263H34ZM41 262H42V261H41ZM53 262H55V261H53ZM73 262H72V263H73ZM81 262H82V261H80V263H81ZM89 262H92V261L89 260ZM89 262H88V260H87V263H89ZM93 262H94V261H93ZM93 262H92V263H93ZM100 262H102V261H100ZM151 262H150V264H151ZM207 262H208V260L206 261V263H207ZM223 262H224V261H223ZM226 262H227V263H226ZM25 263H27V262L25 261ZM38 263H39V260H38ZM38 263H36V264H38ZM46 263H47V262H46ZM57 263H58V262H57ZM57 263H56V264H57ZM83 263H84V262H83ZM204 263H205V262H204ZM206 263H205V264H206ZM209 263L212 264L213 262H208L207 264H209ZM216 263L220 264L219 262H216ZM216 263H214V264H216ZM5 264H6V263H5ZM29 264H30V263H29ZM39 264H40V263H39ZM41 264H42V263H41ZM43 264H44V262H43ZM48 264H49V262H48ZM50 264H52V262H50ZM58 264H59V263H58ZM68 264H70V261L68 262ZM74 264H76V261L74 262ZM100 264H101V263H100ZM143 264H144V263H143ZM147 264H148V263H147ZM156 264H158V263H156ZM221 264H222V262H221Z\"/></svg>",
  "mask_w": 264,
  "mask_h": 264
}]
</instances>
